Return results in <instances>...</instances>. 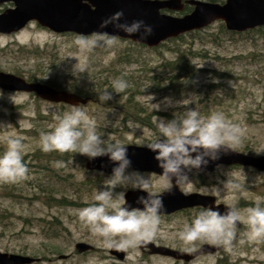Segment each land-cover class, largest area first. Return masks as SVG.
<instances>
[{
    "label": "rangeland",
    "instance_id": "1",
    "mask_svg": "<svg viewBox=\"0 0 264 264\" xmlns=\"http://www.w3.org/2000/svg\"><path fill=\"white\" fill-rule=\"evenodd\" d=\"M10 7V4L2 5L0 12ZM77 37L55 34L34 22L14 34L0 35V72L25 80L33 77L36 82H50L57 88H67L66 91L71 85L87 89L100 74L111 83L114 73H122L129 86L112 100L117 104L108 101L102 106L96 97L92 103L80 106L96 119L106 141L147 147L155 131L154 116L168 121L179 120L189 110L198 111L202 118L220 112L228 123L239 129L240 142L230 149L252 157L264 156V28L227 35L221 31L220 23L214 22L179 43L183 50H190L194 55L191 63L197 71L195 82L218 85L203 89V93L192 90L153 93L148 87L147 78L154 74L150 73L155 71L154 66L173 58L172 45L153 50L118 39L114 48L107 51L96 49L88 54L87 70L77 74V69L85 62L75 43ZM124 55L131 59L130 63L124 62ZM218 73L228 77L219 79L216 77ZM5 93L10 95L0 98V122L11 124L13 128L8 131L23 137L27 145L23 159L28 173L18 182L0 183L1 253L37 259L32 264H218L219 261L220 264H264V237L254 239L248 236L243 213V209L256 203L258 198L264 203V172L235 166H219L204 176L191 177L192 183L180 182L178 185L183 194L213 196L216 203L229 208L235 205L241 210L240 228L235 229L230 247L207 239L184 242L178 238L183 224L190 223L201 210L197 209L159 217L155 235L146 242L177 251H195L201 245L214 244L220 247L218 252L186 263L149 255L136 247L123 250V260L116 259L110 255V248L103 246L78 217L79 209L95 202L93 197L104 184L106 174L85 170L87 158L77 153L71 152L64 161L65 166L57 169L52 166L57 157L47 158L44 151L40 152L39 133L50 130L56 122L55 116L71 107L50 104L32 94ZM147 95L154 97L151 103L170 97L173 104L166 108L162 106L159 112L152 111ZM123 102L134 107L137 117L123 110ZM143 121L147 122L146 126L141 124ZM3 135L0 132V137ZM2 150L3 144L0 143ZM143 174L150 182L152 194L158 195L170 188L160 176ZM228 180L240 183L241 189L233 192L223 188L221 181ZM50 192L55 200L49 198ZM62 196L68 203L65 206L57 201ZM77 243L89 245L91 250L78 253L75 249Z\"/></svg>",
    "mask_w": 264,
    "mask_h": 264
},
{
    "label": "clouds",
    "instance_id": "2",
    "mask_svg": "<svg viewBox=\"0 0 264 264\" xmlns=\"http://www.w3.org/2000/svg\"><path fill=\"white\" fill-rule=\"evenodd\" d=\"M109 24L129 36H137L139 40H145L152 34L151 25H146L143 20H123L120 11L101 20L98 27L104 29ZM117 41V36L103 31L78 36L75 43L85 62L77 69V74L87 70L88 54L96 49H112ZM128 86V82L122 78L113 79L111 90L105 89L97 95L98 103L103 106L112 99L113 94L123 92ZM6 95L9 97L10 94L0 89V98ZM145 97L152 111L159 112L162 106L166 108L173 104L170 97L155 103H151L154 100L152 95ZM55 121L50 130L39 133L38 143L42 151L74 152L89 161L106 158L111 165L104 184L93 197L95 202L78 210L79 220L87 226L89 232L98 237L103 246L116 250L139 247L154 236L163 200L161 196L151 193V185L146 176L131 167L127 148L119 141H106L96 119L79 105H73L69 111L56 115ZM12 128L11 124L0 122V132L4 133L0 137V143L3 144V150L0 151V183L18 182L28 173L23 159L27 145L23 137L8 131ZM154 129L147 147L154 154L166 186L177 182L192 183L190 172L205 169L209 162L218 160L240 142L239 129L228 123L220 112L202 118L198 111L189 110L179 120L168 121L154 116ZM52 166L59 169L65 163L63 160H54ZM96 171L105 175L102 170ZM221 184L233 192L242 187L233 180L221 181ZM123 189L139 193L134 201L137 206L126 202ZM217 191H220L219 187ZM259 200L243 209L247 234L254 239L264 237V203ZM240 219L241 210L235 205L223 212L205 207L190 223L186 221L183 224L178 238L184 242L207 239L230 247Z\"/></svg>",
    "mask_w": 264,
    "mask_h": 264
},
{
    "label": "water",
    "instance_id": "3",
    "mask_svg": "<svg viewBox=\"0 0 264 264\" xmlns=\"http://www.w3.org/2000/svg\"><path fill=\"white\" fill-rule=\"evenodd\" d=\"M10 4L12 7L0 13V34L11 35L27 24L34 22L39 27L55 34H74L88 36L103 31L114 34L118 39L128 40L133 44L148 49L157 48L169 39H176L181 35L202 30L214 22H221L227 32L244 33L264 27V0H224L223 3L202 2L198 0H0V6ZM185 6L192 10L182 16L168 13H181ZM123 13V20H143L146 25L152 26V34L145 40L137 36L118 31L111 24L99 29L101 20L112 16L116 12ZM168 12V13H167ZM0 89L5 92H19L35 95L41 101L51 104H65L68 106L85 105L87 100L80 96L52 88L39 82H28L22 77L0 72ZM131 159V167L141 173H152L160 176L154 154L148 147L125 146ZM217 166L248 167L258 172H264V156L252 157L242 153L227 150L218 160L209 162L205 169L192 171L195 173H209ZM111 165L106 158L87 160L84 169L87 171L102 170L106 175ZM98 172V171H97ZM191 172L189 173V177ZM161 177V176H160ZM179 182L158 194L163 200V209L160 215H170L177 211L195 207H211L223 212L229 208L223 204H216L213 196L198 193L183 194L178 189ZM139 193L126 191L125 199L129 205L134 204ZM240 228L237 222L236 229ZM147 249L149 255L170 257L174 260L190 262L195 258L214 254L220 247L214 244H204L196 251H175L166 247L155 246L144 241L138 247ZM78 253L91 250V246L77 243ZM110 255L123 260L125 252L110 248ZM37 259L17 254L0 252V264H32Z\"/></svg>",
    "mask_w": 264,
    "mask_h": 264
},
{
    "label": "trees",
    "instance_id": "4",
    "mask_svg": "<svg viewBox=\"0 0 264 264\" xmlns=\"http://www.w3.org/2000/svg\"><path fill=\"white\" fill-rule=\"evenodd\" d=\"M222 0H208V2L211 3H217V2H221ZM191 10V7L189 6H185V9L183 12L179 13V14H185L188 13ZM220 29L224 34H235V33H231V32H227L224 29V26L222 23H220ZM203 31V30H200ZM200 31H194V32H190L184 35L179 36L176 39H169L166 42L160 44L157 48L153 49L156 50L158 48L161 47H165L168 45H172L174 46V56L172 59L167 60V61H161L159 64L157 63L154 66V72H150L151 74L154 73L152 76H149L147 78V84L148 86L151 88L153 93H159V92H175V93H182V92H186V91H195L196 93H203V89H211L214 87H218V85H212V84H208V85H199L195 82V76L197 74V71L194 69V66L191 63V58L194 56L193 53L190 52V50H183L181 45L179 43L184 42L185 38H192L195 35L199 34ZM71 35V34H70ZM133 44V43H132ZM136 46V45H135ZM137 47V46H136ZM141 48H145L142 46H138ZM123 59H126V61L124 62H131L130 58H127V55L122 56ZM122 62V64L124 63ZM110 72H114L111 70H108ZM115 76L113 77L115 78H124V76L122 75V73H114ZM119 75V76H117ZM95 77V75H94ZM217 78L219 79H223V78H227L225 77L223 74L218 73ZM95 79V78H94ZM28 82H36L37 80H34L33 77H30L29 79H27ZM94 83H92L90 85V87L87 86V89H82L80 87H77L75 85H71L70 87H68L69 89L67 90L68 92L77 94L79 96L82 97H91L92 99L96 98L97 95L96 94H90L88 90H92V91H103L105 89L107 90H111V83H109L110 81H107V77H102L101 74L99 75V78L93 80ZM46 85L58 89V90H66L67 88H57L55 85H53L50 82H46ZM166 93V92H165ZM116 95L112 96V99L110 100V104H117V102H114L112 100H115ZM132 97V96H131ZM130 97V98H131ZM122 106H124V111L127 113H130L133 117H137L136 114H138L137 111L134 110V107L131 106L129 103L123 102ZM165 116H167L165 114ZM138 121V120H137ZM139 122V121H138ZM142 125L147 124L146 121H143L141 123ZM40 152H43L42 150H40ZM38 153V152H37ZM44 154L47 156V158H51L50 156H56L57 158H54L56 160H63L66 161L67 156H71V152H65V153H59L56 151H52V152H44ZM52 159V158H51ZM63 197V196H62ZM51 200H55V197L53 195V192H50V197ZM58 203L62 206L67 205L68 203L65 201L64 197L57 200ZM221 261L218 262V264H220Z\"/></svg>",
    "mask_w": 264,
    "mask_h": 264
},
{
    "label": "flooded vegetation",
    "instance_id": "5",
    "mask_svg": "<svg viewBox=\"0 0 264 264\" xmlns=\"http://www.w3.org/2000/svg\"><path fill=\"white\" fill-rule=\"evenodd\" d=\"M101 91H92V92H89L90 94H99ZM77 95V94H76ZM114 95H117V94H113V96ZM79 96V95H78ZM81 98H84V99H86L87 100V103L85 104V105H87V104H89V103H92L94 100L91 98V97H89V96H87V97H82V96H80ZM79 106H84V105H79ZM126 121V120H125ZM137 121V120H136ZM217 167H219V166H217ZM216 167V168H217ZM215 170V169H214ZM213 172V171H212ZM210 173V172H209ZM205 174H207V173H195V172H191V175H190V177L189 178H191V177H193V179L194 178H197V177H201V176H204ZM179 184H180V182H179ZM178 184V185H179ZM203 195V194H202ZM216 204H218V203H216ZM197 209H202L201 207H195V208H191V209H185V210H181V211H177V212H175V213H173V214H170V215H159V217H171V216H176V215H178V214H182V213H189V212H191V211H196ZM202 246V245H201ZM161 247H163V246H161ZM167 248V247H166ZM170 249V248H169ZM199 249V248H198ZM173 250V249H172ZM197 250V249H196ZM195 250V251H196ZM140 251H142L143 253H145V252H147V250L146 249H144V250H140ZM175 251H177V250H175ZM186 252H192V251H186ZM204 256V255H203ZM200 257V256H199Z\"/></svg>",
    "mask_w": 264,
    "mask_h": 264
}]
</instances>
